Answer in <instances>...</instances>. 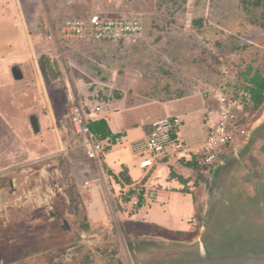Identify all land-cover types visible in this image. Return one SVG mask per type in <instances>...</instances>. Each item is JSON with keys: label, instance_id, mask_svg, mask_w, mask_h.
<instances>
[{"label": "rangeland", "instance_id": "obj_1", "mask_svg": "<svg viewBox=\"0 0 264 264\" xmlns=\"http://www.w3.org/2000/svg\"><path fill=\"white\" fill-rule=\"evenodd\" d=\"M97 10L137 16L143 35L126 43L60 35L64 18ZM248 67L264 76V0H129L118 13L107 0H0V264H164L195 253L198 239L210 255L264 250V100L249 108L247 137L223 149V165L187 168L171 156L128 185L102 156H86L68 119L72 104L98 103L96 116L120 111L122 123L147 129L204 87L238 89ZM206 106L204 117H181L185 145L202 142ZM127 142L120 153L135 181L143 171ZM115 155L103 159L116 168ZM173 161L176 181L166 180ZM133 188L145 189L139 208L135 195L127 201Z\"/></svg>", "mask_w": 264, "mask_h": 264}, {"label": "built area", "instance_id": "obj_2", "mask_svg": "<svg viewBox=\"0 0 264 264\" xmlns=\"http://www.w3.org/2000/svg\"><path fill=\"white\" fill-rule=\"evenodd\" d=\"M129 0H107L118 13ZM144 33V26L137 16H110L104 11H94L87 16L64 18L60 23V35L65 39L80 41H96L117 43L135 42ZM199 94L213 105L208 111L206 134L202 142L196 146L185 145L178 138L181 118L168 115L150 123L149 132L131 142L132 151L140 156L138 166L150 169L159 161L171 156L195 159V163L203 170L218 165L226 152L224 148L243 141L249 133L246 121L250 96L240 86L238 89L227 86L226 82L204 87ZM102 106L98 103L87 105V109L79 103L69 107L68 119L72 131L80 138L86 156L100 162L103 144L88 127V121L94 118Z\"/></svg>", "mask_w": 264, "mask_h": 264}, {"label": "crops", "instance_id": "obj_3", "mask_svg": "<svg viewBox=\"0 0 264 264\" xmlns=\"http://www.w3.org/2000/svg\"><path fill=\"white\" fill-rule=\"evenodd\" d=\"M14 67H17L19 70H20V72H21V74H22V71H21V67L18 65V64H15L14 66H12V68H11V73H12V69L14 68ZM13 75V74H12ZM14 77V76H13ZM15 78V77H14ZM23 78V74H22V77L21 78H15V79H17V80H21ZM199 96V99H193L194 101L193 102H190V100H191V98L192 97H184V98H182V99H180L179 101H177L176 103H182L183 101H187V102H185L183 105H181V106H179L178 108H176V110L174 111V115H178L180 118L182 117V116H184V115H188V114H193V112H203V117H204V111H206L207 112V110H208V107L206 106L208 103H210L209 101H207V100H205L201 95H198ZM121 113H123V112H120V111H116V112H113V113H110L109 115H107V116H103L102 118H105L106 120H107V122H108V125H109V127H110V129H111V131L113 132V133H117V132H121V133H124V135L119 139V141L116 143V144H113V145H111L110 146V148L108 149V150H104L103 151V154H102V162H103V165L105 166V168H106V170H107V172L108 173H110V175H113V177H115V179L117 178H119L120 179V175H119V173L123 170V169H126V175H128L129 177H130V179H131V174H130V169H129V167H128V165L127 164H125V163H127L125 160H124V157H123V154L122 153H120V145H121V143L123 142V141H126L127 139H128V142H127V145H128V147L130 148V151H131V153L132 154H134L136 157H138V161H139V159H140V156L139 155H137V154H135L133 151H132V149H131V147H130V144H131V142L132 141H134V140H136V139H139V138H141V137H143V136H145L148 132H149V129H150V123L152 122V121H154V120H156V118H153V119H151L150 121H149V123H148V126H147V129H148V131H147V129L146 128H141V127H139V126H133V120H131L129 123H122V118H120V117H118V115H120ZM125 114V113H124ZM36 117V116H35ZM37 118V117H36ZM94 118H100V117H98V116H96V117H94ZM158 119V118H157ZM202 120H203V118H202ZM37 121H38V124H39V120L37 119ZM5 124V122H4V120H3V117H1L0 116V129H2ZM138 130V131H141V134H135V132H134V130ZM39 130H40V126H39ZM205 134H206V124H205V133H204V137H205ZM104 143H106L107 144V140H104ZM111 153V154H115L116 153V155L114 156L116 159H119L120 161V166H116V168L114 167V166H111L110 164H108V163H106L105 162V160L103 159L104 158V156L106 155V153ZM177 159V158H176ZM175 159V160H176ZM138 161H137V169L138 170H142L143 171V173H142V175H141V177L138 179V180H135V181H133L132 179H131V181H132V183L131 184H134V183H137V182H139V181H141L143 178H144V176L147 174V173H152V172H156L157 170H158V168H155L156 166H158V163L155 165V166H153L152 168H150V169H143V168H140L139 166H138ZM175 161H173V162H167V166H168V174H167V178H166V180H173V181H176L175 179H173V178H171L170 176H169V173L171 172V169H174L175 168ZM171 166H173V167H171ZM182 166H185V165H182ZM186 167V166H185ZM188 168V167H187ZM121 180V179H120ZM122 182V181H121ZM124 183V182H123ZM124 184H126V183H124ZM147 184L148 183H146L145 182V185L144 186H147ZM114 185H116L115 183H114ZM128 185V184H127ZM175 186V185H174ZM175 190V189H174ZM158 196H160V195H157V193L155 192V196H152V198H150L151 200H154L155 198H157ZM147 197H149V196H147ZM160 198H162V200H163V203H167V201L170 199V197H169V195L167 194V195H165V197H160ZM144 203H145V201H144Z\"/></svg>", "mask_w": 264, "mask_h": 264}, {"label": "trees", "instance_id": "obj_4", "mask_svg": "<svg viewBox=\"0 0 264 264\" xmlns=\"http://www.w3.org/2000/svg\"><path fill=\"white\" fill-rule=\"evenodd\" d=\"M243 77V85L245 91L248 92L251 101V107H258L264 100V76L258 71H252L251 67H248ZM89 130L96 135L97 139L103 144V150H108L111 145L116 144L124 133L117 132L113 133L108 125L105 118H92L88 121ZM107 140V144L104 143ZM177 161L182 162L186 167L193 168L198 167L195 163V159H187L180 157ZM109 172V171H108ZM126 169H123L120 174L124 177L126 184H131L132 181L128 175H126ZM110 174V173H109ZM145 189H129L127 195V201L130 200L131 195L136 196V206L139 208L144 204L145 201Z\"/></svg>", "mask_w": 264, "mask_h": 264}, {"label": "water", "instance_id": "obj_5", "mask_svg": "<svg viewBox=\"0 0 264 264\" xmlns=\"http://www.w3.org/2000/svg\"><path fill=\"white\" fill-rule=\"evenodd\" d=\"M45 66L47 71L56 78V71L51 66L48 57H45ZM12 74L15 78L22 77L17 67L12 69ZM29 122L33 132L37 133L39 131V124L35 115H30ZM226 157L227 155L225 154L222 161L215 166L223 165ZM195 249L197 251L189 255L179 253L178 255L172 256L164 264H264V250L253 251L251 249H245L243 252L235 255H210L207 253L202 240L199 239Z\"/></svg>", "mask_w": 264, "mask_h": 264}]
</instances>
